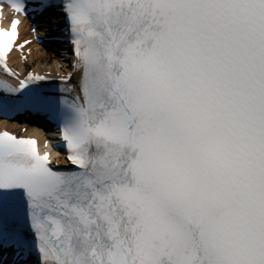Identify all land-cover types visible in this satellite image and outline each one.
I'll return each mask as SVG.
<instances>
[{"label":"snow or ice","instance_id":"1","mask_svg":"<svg viewBox=\"0 0 264 264\" xmlns=\"http://www.w3.org/2000/svg\"><path fill=\"white\" fill-rule=\"evenodd\" d=\"M5 8L41 44L37 16L63 20L71 57L23 79L7 61L31 41L0 27L18 80H0V116L46 117L62 142L44 148L72 167L0 132V264H264V0Z\"/></svg>","mask_w":264,"mask_h":264},{"label":"bare ground","instance_id":"2","mask_svg":"<svg viewBox=\"0 0 264 264\" xmlns=\"http://www.w3.org/2000/svg\"><path fill=\"white\" fill-rule=\"evenodd\" d=\"M31 49H32L31 61L34 62L35 60H37V68H42L45 70L56 69V64L61 58H59L58 56H55V58H53L51 55L47 54L45 51L41 50L36 45H32ZM1 126L9 130H16L21 128L17 123L8 122V121L1 122ZM26 127L28 128L27 134L31 136L39 137L41 139V142H43L44 139L40 136V131L38 128L31 126H26Z\"/></svg>","mask_w":264,"mask_h":264}]
</instances>
